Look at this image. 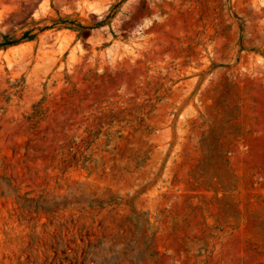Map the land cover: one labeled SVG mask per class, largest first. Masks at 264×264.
<instances>
[{"label":"rangeland","instance_id":"374dc122","mask_svg":"<svg viewBox=\"0 0 264 264\" xmlns=\"http://www.w3.org/2000/svg\"><path fill=\"white\" fill-rule=\"evenodd\" d=\"M0 264H264V0H0Z\"/></svg>","mask_w":264,"mask_h":264},{"label":"bare ground","instance_id":"6f19581e","mask_svg":"<svg viewBox=\"0 0 264 264\" xmlns=\"http://www.w3.org/2000/svg\"><path fill=\"white\" fill-rule=\"evenodd\" d=\"M42 8V7H41ZM37 12V11H36ZM44 13V10L43 9H39V12H37V13H34V17H36V16H39L40 14H43ZM94 13V12H93ZM150 23V21H148L146 24H149ZM19 48V47H18ZM17 49V48H16ZM20 49V48H19ZM18 49V50H19ZM9 50V49H8ZM17 50V51H18ZM11 51H13V50H11ZM8 53V52H7ZM6 55H4V57H5ZM8 56V55H7ZM6 60V59H5ZM8 63V62H7ZM8 65V64H7ZM11 65V64H10ZM4 262V261H3ZM10 262V261H9Z\"/></svg>","mask_w":264,"mask_h":264},{"label":"trees","instance_id":"16d2710c","mask_svg":"<svg viewBox=\"0 0 264 264\" xmlns=\"http://www.w3.org/2000/svg\"><path fill=\"white\" fill-rule=\"evenodd\" d=\"M29 40H31V38Z\"/></svg>","mask_w":264,"mask_h":264}]
</instances>
